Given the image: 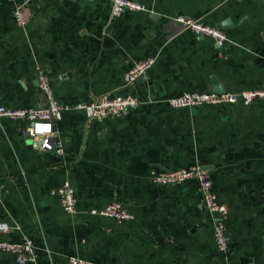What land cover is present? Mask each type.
Returning <instances> with one entry per match:
<instances>
[{
	"label": "crops",
	"instance_id": "0c3cea01",
	"mask_svg": "<svg viewBox=\"0 0 264 264\" xmlns=\"http://www.w3.org/2000/svg\"><path fill=\"white\" fill-rule=\"evenodd\" d=\"M0 0V104H43L37 73L44 70L59 101L89 102L130 92L143 103L114 118L87 120L62 113L55 128L63 155L43 152L24 135L25 122L0 121V238L32 239L37 261L67 264L79 256L97 264H256L264 260V100L248 106L172 108L165 100L185 91L264 87V0H138L150 12L110 16L111 0H40L25 28ZM219 24L226 41L184 29L175 17ZM148 55L155 63L123 87L121 77ZM214 91V90H213ZM207 166L228 209L229 251L219 253L213 221L189 180L157 186L151 172ZM68 180L77 212H63L51 189ZM130 221L89 213L111 200ZM0 264H18L0 252Z\"/></svg>",
	"mask_w": 264,
	"mask_h": 264
},
{
	"label": "built area",
	"instance_id": "2783aa9c",
	"mask_svg": "<svg viewBox=\"0 0 264 264\" xmlns=\"http://www.w3.org/2000/svg\"><path fill=\"white\" fill-rule=\"evenodd\" d=\"M40 0H19L14 2L12 16L15 24L25 28L33 16L35 2ZM125 11L150 12L149 8L138 0H111L110 16H120ZM184 29H189L197 36L209 37L214 44L222 48L226 41L224 30L213 24L202 22L191 15L175 17ZM156 57L148 55L133 62L123 73L121 85L127 87L139 78H143ZM37 89L42 96L43 104L39 107L13 108L0 104V121L2 118L22 120L25 122L24 135L34 141L36 148L43 152H53L63 155V142L58 137L55 124L62 117L64 111L75 109L81 111L87 120L107 119L120 117L132 111L143 103L140 97L126 92L124 94H102L89 101L67 102L59 101L54 97L51 82L47 73L40 69L37 73ZM255 100H264V87L248 88L238 91H185L170 98L165 102L172 108L192 109L203 106H248ZM189 180L195 181L201 195V202L211 214L213 221L212 238L215 249L219 253L229 251V236L226 223L227 206L218 199L212 185L208 170L202 169L198 164L179 169H160L151 172V181L157 186L181 185ZM2 184L0 182V195ZM50 193L57 197L63 212L74 214L77 212V199L75 188L64 180L59 186L51 189ZM89 213L94 216L112 219L116 222L130 221L133 213L127 206L118 201L111 200L102 207H93ZM8 231V226L0 222V232ZM0 252L13 254L18 264L35 263L37 261L34 243L29 237L19 241H9L0 238ZM67 264H97L79 256L71 255ZM256 264H264V260Z\"/></svg>",
	"mask_w": 264,
	"mask_h": 264
},
{
	"label": "water",
	"instance_id": "95a60500",
	"mask_svg": "<svg viewBox=\"0 0 264 264\" xmlns=\"http://www.w3.org/2000/svg\"><path fill=\"white\" fill-rule=\"evenodd\" d=\"M192 16L195 18H199L201 16V13L199 11H195ZM230 25H231V21L229 18H226L223 21L219 22V24H216V26H218L221 29L226 28ZM210 79H211V82L213 84V90L214 91H217V92H223L224 91L223 86L219 83V81L215 77L211 76ZM28 143H34V141L29 139ZM202 169L208 170V167L202 166Z\"/></svg>",
	"mask_w": 264,
	"mask_h": 264
}]
</instances>
